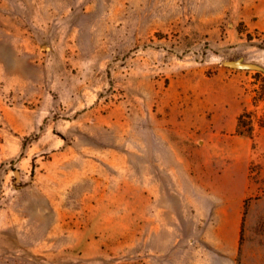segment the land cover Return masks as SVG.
Here are the masks:
<instances>
[{
	"label": "rangeland",
	"instance_id": "1",
	"mask_svg": "<svg viewBox=\"0 0 264 264\" xmlns=\"http://www.w3.org/2000/svg\"><path fill=\"white\" fill-rule=\"evenodd\" d=\"M0 264H264V0H0Z\"/></svg>",
	"mask_w": 264,
	"mask_h": 264
}]
</instances>
